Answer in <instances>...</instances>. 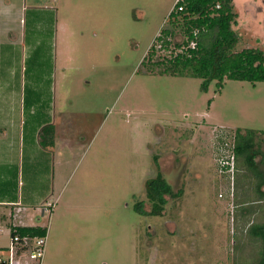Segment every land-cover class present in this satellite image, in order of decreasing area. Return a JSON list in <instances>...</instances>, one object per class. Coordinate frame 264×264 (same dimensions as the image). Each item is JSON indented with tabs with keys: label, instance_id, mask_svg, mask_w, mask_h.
Instances as JSON below:
<instances>
[{
	"label": "rangeland",
	"instance_id": "rangeland-1",
	"mask_svg": "<svg viewBox=\"0 0 264 264\" xmlns=\"http://www.w3.org/2000/svg\"><path fill=\"white\" fill-rule=\"evenodd\" d=\"M28 1L37 2L44 14V40L26 59L23 117L28 128L31 116L40 117L30 115L31 107L40 112L51 106L68 129L58 145L45 147L53 168L64 162L59 173L51 171L59 189L55 186L49 196L46 211L23 209L11 221L31 224L41 213L49 231L44 264H249L259 259L262 242L249 228L264 222V199L250 177L244 187L237 186L236 177L233 198L220 197L227 182L218 173L216 154L223 130L256 129L262 151L257 160L264 167V81L225 79L219 86L212 80L204 89L199 77L151 72L142 61L178 0ZM232 2L237 50H264V0ZM180 29L173 43L183 40ZM156 49L155 59L171 52ZM54 67L52 98L51 80L36 79ZM31 79L40 84L42 98H32ZM7 84L16 83L8 79ZM19 105L12 93L0 98L2 111ZM0 134L8 144L5 129ZM1 147V156L9 157V149ZM159 173L183 192L169 198L162 215L140 214L134 206L148 199L147 182ZM7 186L0 181L2 192ZM10 210L0 205V246L10 243V225L1 218Z\"/></svg>",
	"mask_w": 264,
	"mask_h": 264
},
{
	"label": "trees",
	"instance_id": "trees-1",
	"mask_svg": "<svg viewBox=\"0 0 264 264\" xmlns=\"http://www.w3.org/2000/svg\"><path fill=\"white\" fill-rule=\"evenodd\" d=\"M218 3L220 8H217ZM179 4L181 1L175 4L167 19L168 26L161 28L144 56L142 63L152 67L151 72L199 77L203 79L204 89L212 80H217L219 86L225 79L247 80L254 84L264 81V50L257 47L237 50L239 35L233 27L237 13L232 0H185L184 9L177 11ZM177 27L181 28L183 40L173 43ZM192 41L196 43L194 47L190 45ZM159 45L171 52L155 59ZM47 130L52 132L53 129L48 126ZM259 133L256 129H237V168L241 171L236 177L237 186L241 187L249 177L256 180L259 199L262 200L264 167L261 165L263 160H257L262 154L256 142ZM50 142L53 144V139ZM182 192V189L175 191L171 182L159 173L147 182L148 199L139 200L134 208L143 215H162L169 198L178 197ZM246 211L250 213L251 210ZM249 229L250 234L262 242L260 258L249 264H264V222L253 224ZM18 230L43 235L48 232V227L20 226Z\"/></svg>",
	"mask_w": 264,
	"mask_h": 264
},
{
	"label": "crops",
	"instance_id": "crops-1",
	"mask_svg": "<svg viewBox=\"0 0 264 264\" xmlns=\"http://www.w3.org/2000/svg\"><path fill=\"white\" fill-rule=\"evenodd\" d=\"M28 2V0H0V98L6 96L7 93H12L14 98L20 101V105L16 107L19 109H14L15 111H2L0 108V115L10 114L8 120L0 118V133L5 129L6 137H10L9 143L5 144L4 138L0 136V165L5 166L4 171L0 172V181L3 182L4 180L8 184L3 192L0 190V205L11 206L9 214L3 212L1 218L7 223L14 221L17 213L24 210L42 208L41 213H44V210L46 211L45 206L49 205V196L53 195L57 187L51 181V171L54 170L59 173V165L63 169L64 162L53 159L58 162L57 164L54 163L53 168L50 161L51 155H47L45 147L51 145V139L54 141L53 145H58L59 140L64 137L68 130L62 126L63 118L58 121V116L51 106L41 109L40 112L31 107L29 110L30 115L40 117L35 119L31 116L28 128L29 120L27 117H23V112L27 111L25 106L23 107V99L27 95V81L29 79L26 59L29 50L39 51V46L44 40V33L42 32L44 14H39L40 10L38 8L41 7L37 2L32 4ZM33 9H37L35 10L37 13ZM29 11H32V14H29ZM48 15L50 16V14ZM51 40V54L54 61L56 53L55 32L51 34ZM54 69L55 67L50 75L39 74L41 76L36 79V83L41 84L45 78L51 80L50 92L52 98L57 91ZM8 79L16 84H7L8 87H6ZM29 83L32 84L29 87L30 91L34 93V96L32 93V98H42V95H38L41 90L40 84L35 85V79L29 80ZM48 126H53L52 132L47 130ZM42 135L44 139H41ZM70 142L71 139L68 140L67 137L66 145H70ZM1 146L9 149L11 152L9 157L1 156ZM55 177L57 176L54 175ZM57 189L59 188L57 187ZM54 207L55 203L51 208L53 213ZM41 213L34 216L37 221L31 224H21V226H46L41 221Z\"/></svg>",
	"mask_w": 264,
	"mask_h": 264
},
{
	"label": "built area",
	"instance_id": "built-area-1",
	"mask_svg": "<svg viewBox=\"0 0 264 264\" xmlns=\"http://www.w3.org/2000/svg\"><path fill=\"white\" fill-rule=\"evenodd\" d=\"M178 1H181V4H179L177 11L183 10L185 0ZM217 8H220V3L217 4ZM190 45L194 47L196 43L192 41ZM219 139L220 145L217 147L216 154L218 173L227 182L225 187H221L219 195L220 197L227 195L233 198L236 193V174L238 171L237 132L231 134L230 130L228 132L223 130ZM8 225L11 228L10 243L7 246H0V264H44L48 247V232L43 235L21 233L18 230L21 225L14 222H9ZM0 232H4V226H0Z\"/></svg>",
	"mask_w": 264,
	"mask_h": 264
},
{
	"label": "flooded vegetation",
	"instance_id": "flooded-vegetation-1",
	"mask_svg": "<svg viewBox=\"0 0 264 264\" xmlns=\"http://www.w3.org/2000/svg\"><path fill=\"white\" fill-rule=\"evenodd\" d=\"M233 1V0H232ZM232 4H233V2H232ZM233 6H234V4H233ZM234 9H235V6H234ZM236 12V11H235ZM237 13V12H236Z\"/></svg>",
	"mask_w": 264,
	"mask_h": 264
}]
</instances>
